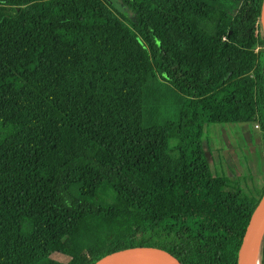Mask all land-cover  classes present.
Listing matches in <instances>:
<instances>
[{
    "label": "trees",
    "instance_id": "trees-1",
    "mask_svg": "<svg viewBox=\"0 0 264 264\" xmlns=\"http://www.w3.org/2000/svg\"><path fill=\"white\" fill-rule=\"evenodd\" d=\"M262 3L0 0V264H237L264 189L216 176L203 140L258 124L264 152Z\"/></svg>",
    "mask_w": 264,
    "mask_h": 264
},
{
    "label": "crops",
    "instance_id": "crops-1",
    "mask_svg": "<svg viewBox=\"0 0 264 264\" xmlns=\"http://www.w3.org/2000/svg\"><path fill=\"white\" fill-rule=\"evenodd\" d=\"M217 126L224 137L220 136L215 142L206 139L205 132ZM205 132L203 141L214 174L238 182L247 194L253 186L254 193L250 196L258 199L264 189V152L260 131L252 124H216L207 125ZM213 135L214 139L219 136L216 131Z\"/></svg>",
    "mask_w": 264,
    "mask_h": 264
},
{
    "label": "water",
    "instance_id": "water-1",
    "mask_svg": "<svg viewBox=\"0 0 264 264\" xmlns=\"http://www.w3.org/2000/svg\"><path fill=\"white\" fill-rule=\"evenodd\" d=\"M261 24L264 34V0L261 8ZM264 241V194L257 205L245 231L237 254V264H252ZM184 264L168 250L156 246H136L110 253L94 264Z\"/></svg>",
    "mask_w": 264,
    "mask_h": 264
},
{
    "label": "rangeland",
    "instance_id": "rangeland-1",
    "mask_svg": "<svg viewBox=\"0 0 264 264\" xmlns=\"http://www.w3.org/2000/svg\"><path fill=\"white\" fill-rule=\"evenodd\" d=\"M108 2H110L111 4L114 5V0H108ZM122 11H124V10H122ZM161 91L163 92V94H165V92H166V90L164 88L161 89ZM162 106H163V107H161L162 108V116L164 118L174 119V120L177 119L179 109H178V104H177L175 98L171 97L170 95H168V97H166V98H163ZM212 125L215 126L216 124H212ZM215 131L219 134V136H217V138L214 139L213 132H215ZM233 132H235V131L233 130ZM220 136L224 137L221 128H218V126L217 127H211L207 132H205L206 139L214 140V142L216 141V139L220 138ZM204 145H206V144H204ZM250 186H252V185H250ZM252 188H254V187L252 186ZM252 188L250 187L247 190V192L249 194L250 193L251 194L254 193V192H252V190H253ZM53 258L58 260V261H62V262L67 261V259L64 256H61V255H58V254H55L53 256Z\"/></svg>",
    "mask_w": 264,
    "mask_h": 264
},
{
    "label": "bare ground",
    "instance_id": "bare-ground-1",
    "mask_svg": "<svg viewBox=\"0 0 264 264\" xmlns=\"http://www.w3.org/2000/svg\"><path fill=\"white\" fill-rule=\"evenodd\" d=\"M123 264H144V263H123ZM252 264H260L259 257L257 254L254 256Z\"/></svg>",
    "mask_w": 264,
    "mask_h": 264
},
{
    "label": "built area",
    "instance_id": "built-area-1",
    "mask_svg": "<svg viewBox=\"0 0 264 264\" xmlns=\"http://www.w3.org/2000/svg\"><path fill=\"white\" fill-rule=\"evenodd\" d=\"M254 127H255L256 130L260 129L258 124L254 125Z\"/></svg>",
    "mask_w": 264,
    "mask_h": 264
}]
</instances>
